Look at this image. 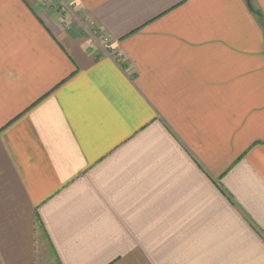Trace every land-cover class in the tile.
<instances>
[{
	"label": "crops",
	"instance_id": "1",
	"mask_svg": "<svg viewBox=\"0 0 264 264\" xmlns=\"http://www.w3.org/2000/svg\"><path fill=\"white\" fill-rule=\"evenodd\" d=\"M250 1L0 0V264H264Z\"/></svg>",
	"mask_w": 264,
	"mask_h": 264
},
{
	"label": "built area",
	"instance_id": "2",
	"mask_svg": "<svg viewBox=\"0 0 264 264\" xmlns=\"http://www.w3.org/2000/svg\"><path fill=\"white\" fill-rule=\"evenodd\" d=\"M89 28H91V27H89ZM88 32L90 33L91 38H93L94 41L97 42L98 45L102 47L103 51H106L107 40H106L105 36L101 32L97 31L98 33H96L94 30H93V32H91V30H88Z\"/></svg>",
	"mask_w": 264,
	"mask_h": 264
},
{
	"label": "rangeland",
	"instance_id": "3",
	"mask_svg": "<svg viewBox=\"0 0 264 264\" xmlns=\"http://www.w3.org/2000/svg\"><path fill=\"white\" fill-rule=\"evenodd\" d=\"M81 23H83L82 24V26L84 27V29L86 28V30H91V32H93V30L96 32V33H98L99 31H98V29L95 27V26H93L88 20L86 21V19H82V21H81ZM89 27H91V28H89ZM98 31V32H97ZM90 32V31H89ZM90 34V33H89ZM91 37V36H90ZM92 41H94V39L92 38ZM95 42V41H94ZM98 45V44H97ZM99 48H100V51H102L103 52V49H102V47L101 46H99ZM98 48V49H99Z\"/></svg>",
	"mask_w": 264,
	"mask_h": 264
},
{
	"label": "water",
	"instance_id": "4",
	"mask_svg": "<svg viewBox=\"0 0 264 264\" xmlns=\"http://www.w3.org/2000/svg\"><path fill=\"white\" fill-rule=\"evenodd\" d=\"M248 1V5H249V7H252V5H251V1L250 0H247Z\"/></svg>",
	"mask_w": 264,
	"mask_h": 264
}]
</instances>
